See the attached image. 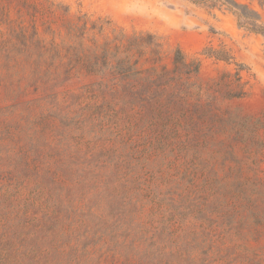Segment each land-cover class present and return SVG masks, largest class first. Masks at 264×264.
Here are the masks:
<instances>
[{"label":"rangeland","instance_id":"1","mask_svg":"<svg viewBox=\"0 0 264 264\" xmlns=\"http://www.w3.org/2000/svg\"><path fill=\"white\" fill-rule=\"evenodd\" d=\"M235 11L0 0V264H264V35Z\"/></svg>","mask_w":264,"mask_h":264},{"label":"trees","instance_id":"2","mask_svg":"<svg viewBox=\"0 0 264 264\" xmlns=\"http://www.w3.org/2000/svg\"><path fill=\"white\" fill-rule=\"evenodd\" d=\"M192 3L197 5H209L211 7H216L222 5L227 6L232 11L236 10L235 13L239 17V19H243L247 25H249L248 29L256 34L264 35V26L260 24L261 17L255 11H250L248 7L240 5L236 0H191ZM161 47V45H158ZM208 51V50H207ZM207 56H211L210 54L204 53ZM185 58L182 55L181 51L176 52V59L175 64L178 65L179 63H184ZM200 70V63L196 65V73H199ZM131 71H127L130 73Z\"/></svg>","mask_w":264,"mask_h":264}]
</instances>
